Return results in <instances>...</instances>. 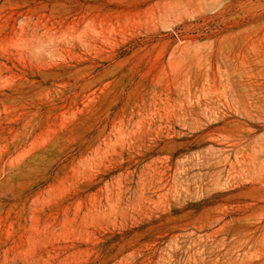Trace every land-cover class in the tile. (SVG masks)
<instances>
[{
    "label": "rangeland",
    "instance_id": "obj_1",
    "mask_svg": "<svg viewBox=\"0 0 264 264\" xmlns=\"http://www.w3.org/2000/svg\"><path fill=\"white\" fill-rule=\"evenodd\" d=\"M0 264H264V0H0Z\"/></svg>",
    "mask_w": 264,
    "mask_h": 264
}]
</instances>
